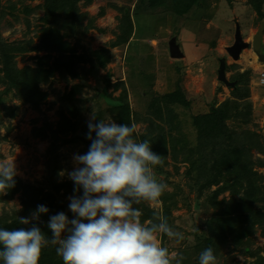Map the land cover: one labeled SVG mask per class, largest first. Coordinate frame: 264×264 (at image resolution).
Returning <instances> with one entry per match:
<instances>
[{
	"label": "rangeland",
	"instance_id": "obj_1",
	"mask_svg": "<svg viewBox=\"0 0 264 264\" xmlns=\"http://www.w3.org/2000/svg\"><path fill=\"white\" fill-rule=\"evenodd\" d=\"M202 1L187 15L178 16L163 8L160 10L165 12L151 9L148 12L143 6L145 3L139 5L136 12L134 0H79L77 14L83 31L76 35L69 28L60 35L73 43L76 55H90L94 66L90 60L78 61L88 69L86 75L67 80L59 74L52 77L43 85L49 96L40 110L22 103L12 92L4 93L2 103L15 107L14 116L7 115L0 108L3 115L0 121V162L14 161L16 176L24 182L37 184L44 192L53 193L56 214L64 212L70 219L73 213L68 207L69 197L74 194L65 189L55 192L50 178L57 183L72 181L67 173L76 167L74 155H83L89 150L84 132L89 131L87 124L93 113L97 121L111 117L117 123H134L138 140L155 141L154 148L163 156L164 162L162 166H154V175L158 182L167 184L155 210L164 216L168 207L170 226L184 236L183 240L170 239L166 234L159 236L161 245L169 250L171 264H176L177 260L180 264H198L199 253L205 249L210 234L211 222L224 215L226 207L236 210L242 202L241 196L246 193L242 186L237 187L233 200V193L226 190L217 195L216 200L220 201L217 204L212 198L226 180L202 187L210 172L203 170L201 174L199 165H203L210 155L206 156L210 153V145L200 139L193 117L210 113L213 106L218 107L229 97L238 99L233 95L232 86L218 78L222 58H225L226 74L231 82L236 83L235 80L241 78L238 73L252 70L247 84L249 94L241 95L239 101L242 106L250 105L253 122L241 127L236 120H228L227 124L231 132L239 133L249 128L259 135V139L238 141L237 146L241 158L252 161V171L256 173L253 182L264 194V163L258 161L260 158L264 162V84L260 81L264 63L258 60L251 46L253 35L264 19L248 0ZM0 3L5 11L0 18V36L4 42L12 46L31 41L38 44L46 25L40 20L46 12V1L0 0ZM27 7L33 10L27 12ZM122 9L129 11L132 17L133 34L127 42L112 46L111 43L120 41L123 35ZM261 10L264 13V1ZM211 18L219 29L204 27ZM236 20L241 26L243 42L247 43L238 59L228 51L235 41ZM172 41L179 46L182 57L171 56ZM97 50L101 51L95 54ZM45 54L43 48L38 51L29 48L17 53V66H35L38 57ZM107 55L110 56L107 65L99 66L100 59ZM179 88L185 94L188 106L171 100L170 94ZM4 90L5 86L1 85L0 92ZM69 93H72L71 98ZM62 108L78 123V128L67 134L59 133L52 140L53 130L49 126L54 130L57 128ZM41 127H48L47 138L35 134L34 129ZM54 156L60 163L58 173L53 171L57 169ZM61 171L65 173L63 176L59 175ZM12 197L0 201V217L3 214L10 218L20 217V191ZM253 208L257 214L250 219L252 231L240 241L233 240V245L227 242L218 250L215 248L216 264H253L256 259L253 255L257 252L264 256V200L256 202ZM142 214L141 210V217ZM49 218L43 217V222L45 219L48 222ZM228 240L232 241L231 238Z\"/></svg>",
	"mask_w": 264,
	"mask_h": 264
},
{
	"label": "trees",
	"instance_id": "obj_2",
	"mask_svg": "<svg viewBox=\"0 0 264 264\" xmlns=\"http://www.w3.org/2000/svg\"><path fill=\"white\" fill-rule=\"evenodd\" d=\"M45 15L40 18L46 25L43 27L42 36L40 42L35 44L31 42H20L21 46H12V44L5 43L0 36V86L4 85V92H0V108L4 109L9 116H14L15 110L14 106H8L2 103V98L4 93L12 92L17 95V97L24 104H28L34 110H40L41 106L46 102L49 93L43 88V85H46L49 80L54 77L56 74L62 79H76L82 77L81 74L86 75L88 69L80 65L78 61L91 62L94 66L93 61L90 59V55L81 56L76 55L75 46L63 35H60L61 31H73L76 35L83 31L81 28V22L79 21V14H77V2L79 0H45ZM134 8H137L139 5H142L149 10H155V12H163L164 10L175 13L178 16H185L187 12L196 4H202V0H134ZM264 0H248L253 8L257 11V14L264 19V13L261 10L262 3ZM70 4V5H68ZM163 8L164 10H160ZM32 8H26L27 12H31ZM123 10V9H122ZM124 11V10H123ZM164 11V12H165ZM63 14V15H62ZM103 15V12L100 13ZM5 15V11L2 8L0 3V18ZM63 17H62V16ZM65 17V18H64ZM70 19V20H68ZM71 21V23H69ZM122 22L124 26V31L120 41H114L111 43L112 46H117L121 42H127L133 34V25L132 17L129 14V11H124L122 17ZM122 25V26H123ZM85 31V29H84ZM29 48L33 50H40L41 48L45 49L46 54L38 57L35 66L26 65L22 68L17 66L16 54L24 52ZM101 50L94 51V53H99ZM56 55L53 56L52 54ZM110 56L107 55L104 58L100 59L99 66H106ZM81 69V71L79 70ZM250 69L247 71H242L239 74V79L235 80L236 84L232 87L233 95L238 97V99H231L230 97L225 100L218 107L213 106L210 113L194 115V124L198 129L200 139L203 138L202 142L210 145V153L206 157L203 165H199L201 174L203 170L205 173L210 172V177H208L203 183L202 187H211L213 185L219 184L221 179L226 180L214 193L213 200L217 201V195L226 190H230L233 193V200L235 194L238 192L237 187L246 189L245 195L242 197V202H240L236 210L232 208H225L223 211L224 215L218 216L213 220V223L210 224V234L206 238L205 248L211 247L215 250L221 248V245H226L227 242H230V245H233V240L240 241L247 234H250L252 231V221L254 214H257L254 211L253 205L258 201L264 200V194L259 192V189L256 188V185L253 182L255 172L252 171V161L241 158L240 147L237 146L238 141H246L252 138L259 139V135L256 132L251 131L249 128L242 130L239 133L231 132V127L228 126V120L238 121V127H241L243 124H248L252 121V110L250 105H241L239 99L241 95L249 94L248 82L251 75ZM243 77V79H242ZM82 79V78H81ZM72 93H69L68 96L71 98ZM172 101L184 106H188V101L185 97L183 91L179 88L175 93L170 94ZM60 120L57 124L55 130L50 126L49 129H52L51 137L56 139L57 134H67L71 131H76L78 128V123L73 121L67 114L66 111L62 108L60 111ZM99 116V115H98ZM3 115L0 111V121L2 120ZM37 136H43L44 138L48 137V127H41L34 129ZM88 132H84L85 141L87 145L90 146L91 141L87 138ZM95 136V134H92ZM83 138V136H81ZM258 141V140H257ZM53 144V141H52ZM155 141L151 142L152 150L158 154L157 150L154 148ZM158 149V148H157ZM215 157V158H214ZM203 159V157H202ZM214 159V161H213ZM57 169L54 168V172L58 173L60 168L59 160L56 156L53 157ZM261 164H263L262 159H258ZM208 166V167H205ZM54 173V174H55ZM51 183L55 186V192H60L61 189H65L67 192H71L74 195L77 193L74 191V182L73 181H64L57 183L53 178H50ZM6 191V194H4ZM21 193V202L22 207L19 208L18 213L20 216L29 217L30 214L37 208L38 205H44L49 209L47 214H42V222L38 224L43 232H45L48 238H51V230L47 227L46 219L52 215L56 214L57 207L55 204V197L53 193L44 192L37 184L24 182L23 179L16 176L15 177V186L6 189L0 190V201L7 199H12L13 195L17 192ZM82 194V190L81 193ZM217 204H220V201H217ZM142 203L136 205L140 210H142L141 222H144L146 219H152L153 211L149 206H144ZM240 205V206H239ZM157 211V210H155ZM171 211L167 207L164 211V217H166L169 225L170 223ZM259 215V214H258ZM262 216V215H259ZM43 217L46 218L43 222ZM0 229L13 230L18 228H29L31 225H21L19 224L18 217L7 216L3 214L0 217ZM40 218V219H41ZM233 236V238H232ZM228 238H231L232 241H229ZM2 250V246H0ZM216 250V251H217ZM253 264H264V256L257 252ZM0 264H3L0 261ZM39 264H63V260L60 256L56 254L55 248L48 246L42 250L41 259Z\"/></svg>",
	"mask_w": 264,
	"mask_h": 264
},
{
	"label": "clouds",
	"instance_id": "obj_3",
	"mask_svg": "<svg viewBox=\"0 0 264 264\" xmlns=\"http://www.w3.org/2000/svg\"><path fill=\"white\" fill-rule=\"evenodd\" d=\"M87 126L89 150L74 155L76 167L67 173L77 193L69 197L73 218L64 212L50 216L48 238L38 224L49 209L38 205L29 217H19V224L29 228L0 229L3 264H39L48 246L63 264H171L159 236L183 240V234L155 210L152 219L142 223L141 210L135 207L159 205L167 184L157 181L153 169L163 165V156L152 150L150 141L137 139L134 123H117L111 117L97 121L93 113ZM17 174L14 161L0 162V190L14 187ZM216 261L211 247L199 253L198 264Z\"/></svg>",
	"mask_w": 264,
	"mask_h": 264
},
{
	"label": "water",
	"instance_id": "obj_4",
	"mask_svg": "<svg viewBox=\"0 0 264 264\" xmlns=\"http://www.w3.org/2000/svg\"><path fill=\"white\" fill-rule=\"evenodd\" d=\"M263 34H264V20L261 22V26L258 29L257 33L253 35V39L251 43L252 50L257 55L258 60L264 63V51L262 49L263 44H264ZM246 47H247V43L243 42L240 28L238 26L236 37H235V42L233 46L229 47L228 51L235 59H238L241 54V51ZM170 54L173 58L182 57V52L179 46H177L174 41H172L171 46H170ZM218 74H219L218 75L219 80L223 81L227 86H232V87L235 86L236 83L229 81L227 78L225 58L221 59V64H220Z\"/></svg>",
	"mask_w": 264,
	"mask_h": 264
},
{
	"label": "crops",
	"instance_id": "obj_5",
	"mask_svg": "<svg viewBox=\"0 0 264 264\" xmlns=\"http://www.w3.org/2000/svg\"><path fill=\"white\" fill-rule=\"evenodd\" d=\"M236 1H238V0H236ZM201 4V3H200ZM197 5V4H196ZM196 5H194V6H196ZM244 5H245V3H244ZM193 6V7H194ZM193 7H191V8H193ZM190 8V9H191ZM192 10V9H191ZM189 12V11H188ZM188 12H187V14H188ZM253 12H255V11H253ZM186 14V15H187ZM236 22H237V27L239 26V28L241 27L240 25H239V23H238V20H236ZM206 29H211L212 27H214L215 29H219V27H218V25L216 24V22H214V20H212V18L211 19H209L208 21H206V25L204 26ZM236 31H237V28H236ZM240 32H241V35H242V30H241V28H240ZM222 35H220V37H221ZM243 36V35H242ZM235 42V41H234ZM213 44H214V42H213Z\"/></svg>",
	"mask_w": 264,
	"mask_h": 264
},
{
	"label": "built area",
	"instance_id": "obj_6",
	"mask_svg": "<svg viewBox=\"0 0 264 264\" xmlns=\"http://www.w3.org/2000/svg\"><path fill=\"white\" fill-rule=\"evenodd\" d=\"M263 71L261 72V79L260 81L262 82V84H264V69H262Z\"/></svg>",
	"mask_w": 264,
	"mask_h": 264
},
{
	"label": "flooded vegetation",
	"instance_id": "obj_7",
	"mask_svg": "<svg viewBox=\"0 0 264 264\" xmlns=\"http://www.w3.org/2000/svg\"><path fill=\"white\" fill-rule=\"evenodd\" d=\"M263 51H264V44H263V47H262Z\"/></svg>",
	"mask_w": 264,
	"mask_h": 264
},
{
	"label": "bare ground",
	"instance_id": "obj_8",
	"mask_svg": "<svg viewBox=\"0 0 264 264\" xmlns=\"http://www.w3.org/2000/svg\"><path fill=\"white\" fill-rule=\"evenodd\" d=\"M257 63H259V62H257ZM258 65H261V64H258Z\"/></svg>",
	"mask_w": 264,
	"mask_h": 264
}]
</instances>
